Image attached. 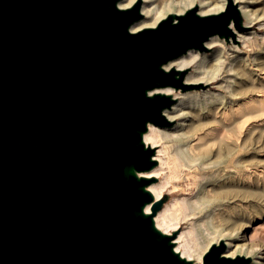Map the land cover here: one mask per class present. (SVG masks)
<instances>
[{"label":"water","instance_id":"water-1","mask_svg":"<svg viewBox=\"0 0 264 264\" xmlns=\"http://www.w3.org/2000/svg\"><path fill=\"white\" fill-rule=\"evenodd\" d=\"M119 1L0 0V264H197L155 225L165 197L140 175L157 165L143 135L172 124L161 89L192 87L164 65L247 27L227 0L133 33L139 5ZM222 252L202 264L248 261Z\"/></svg>","mask_w":264,"mask_h":264},{"label":"bare ground","instance_id":"bare-ground-1","mask_svg":"<svg viewBox=\"0 0 264 264\" xmlns=\"http://www.w3.org/2000/svg\"><path fill=\"white\" fill-rule=\"evenodd\" d=\"M230 1L245 17L247 26H253V22L261 16L264 17V15H260L263 11L259 14L251 8L253 4L251 0ZM226 2L227 0H120L117 6L123 9L135 4L139 5L142 17L130 25V31L134 33L144 28H154L160 20L172 14L174 15L173 21H176L177 16L182 15L188 8L192 7L197 9V14L200 16L220 13ZM243 34L237 33L236 36L242 41L247 40L245 37L248 36L244 37ZM204 46L206 48L217 46V48L209 53L210 55L205 56L199 55L198 50L189 49L185 54L175 57L164 65V68L174 67L176 70L181 71L194 64L195 70L184 78L183 83L185 85H204L214 78L213 75L222 71L225 73L223 76H231L233 74L231 71H234L232 66L234 65H232L233 62H228L226 56L236 51L228 52L223 41L216 35L208 37L204 42ZM209 61H213L214 66L213 69L207 70L205 65L211 64V62L207 63ZM244 63L246 62H243V65ZM247 69L249 68L247 67ZM161 90L172 95L173 98H180L169 109L163 111V115L168 122L172 123L176 119H178V122L174 126L173 123L170 126L163 127L153 124L148 125L143 140L155 149L154 159L157 161V165L150 170L143 171L140 175L159 180L147 186L153 194L154 200H159L167 190L166 186L170 183V179L172 177L175 179L177 172L180 174L181 171H178V169H185L187 171L185 177L189 183L196 184L197 190L191 200L182 198L179 201L183 209L182 219H193L200 216L197 219L198 221H193L196 227H191L189 230L175 235L176 237L173 240L174 251L180 253L187 260L202 264V256L206 251L212 245L219 246L222 244L223 252L221 256L223 258H241L248 260L246 264H264V234L258 236L253 234L250 241H246L244 235L245 230L252 224L253 220L245 216L246 211L241 206L243 203H248V206L253 207L255 203L252 202L255 189L251 191L252 188L250 189L249 186L240 188L238 186L239 181L236 180L238 174L235 170L236 166L243 167L245 162L239 163L228 150V146H230L228 142L216 135L221 131L228 133L231 129L230 118L223 114L228 110L226 104L230 101L218 99L220 100L219 103L217 102L219 104L218 109L213 111L218 113L223 110L224 112L219 113L223 115L219 116L216 113L214 115L208 111L204 116L194 117V120H191L189 124L188 114L185 110L186 106H184L185 96L171 87H165ZM219 106H221L220 109ZM170 140L176 141V145L173 151L170 150L169 152L165 143ZM248 176L250 178V175ZM243 179L240 178V180ZM259 192L256 195H259ZM258 202L260 203L259 200ZM150 206V204H147L146 211L150 210ZM175 206L174 204L171 206L167 204L154 216L153 220L156 227L163 233L171 234L179 227L180 217L178 213L176 214ZM257 206L259 204L255 207ZM216 219L221 221L223 225H215L214 220L216 221ZM200 220L202 222H199Z\"/></svg>","mask_w":264,"mask_h":264},{"label":"rangeland","instance_id":"rangeland-1","mask_svg":"<svg viewBox=\"0 0 264 264\" xmlns=\"http://www.w3.org/2000/svg\"><path fill=\"white\" fill-rule=\"evenodd\" d=\"M251 1H253L251 8L259 14L263 11V13H261L260 15H264V0ZM227 2L223 7L224 9H226L225 7L227 5ZM241 17L243 26L247 27L246 30L236 31L233 27V24L230 23V27L235 34V41L232 40L231 37H228L227 40L221 38L225 49H228V52L236 51L226 56L228 62H233L232 65L234 66H232V69L234 71H231V73L233 74L231 76H228V78L227 76H223L225 74L223 71L221 73L217 72L216 75H213L214 78L210 79L209 82L204 84L203 88H195L196 85L190 84L192 85V87L189 90L181 91L180 89H176L175 91L185 96L184 106H186L185 110L188 114L189 124L191 120H194V117L198 118L204 116L208 111L211 114L215 115L217 111L216 109H218L219 105L218 101H220L218 99H225V101H230L226 104L228 108L226 112H229L226 113L223 110L221 111L224 112H222L224 115L230 118V122L232 123L231 129L228 133L225 131H221L222 134H220L221 132H219L216 135L220 136L218 138H221L222 140L224 139L226 140V142H228V145H230L228 146V150H230V153L236 157L239 163L245 162V166H236L235 169L237 173L241 175L240 176L237 174L236 176L237 182L239 181L238 186L240 188H246L245 186H249L250 189L252 188L251 191L255 189L253 191L255 198L253 197L252 199V202H255L253 207L258 204L259 206L253 208L252 206H248V203H243L241 206L244 207L243 210L246 211L245 216L253 220L252 224H250V226L245 230L244 234L246 241H250L253 234L255 236L264 234V211H262L264 210V17L261 16L257 21L253 22V26H247V24L245 23V17L242 14ZM237 33H244V37L248 36L245 37V39L247 40H243V42L242 39H239L236 36ZM250 39H252L253 41H250ZM213 47L207 48L205 51L197 52L199 55L203 56L210 55L209 53H212L215 48H217V46ZM210 62L211 64L205 65V68L207 70L213 69L214 62L209 61L207 63ZM243 62L246 63H244L243 65ZM193 66L194 64H191L189 65V67L183 69L186 71L184 78L189 75L190 72H193L195 70ZM247 67L249 69H247ZM226 80H228L229 82ZM179 99V97L176 98L175 102H177ZM220 107L221 106H219V109ZM213 110L216 111L214 112ZM220 112L216 113V115H223L219 114ZM177 122L178 119L174 120V122H172V125L174 126L175 124H177ZM165 145L166 149L169 152L170 150L173 151L176 145V141H167ZM178 171H181L179 172L180 174H178L177 172L175 179L174 177H172L173 179L171 178L170 183H168L166 186L167 190L162 195V197L164 196L165 199L161 208L163 209L167 204H169L170 206L172 204H174V206L176 205V214L178 213L180 217L179 227L175 231L176 235L182 231L189 230L191 227H196L193 221L200 218L199 216L193 219H182L183 209L181 204H179V201L182 198L191 200L193 195L196 193L197 187L193 182L189 183V181L185 177V172H187L185 169L179 168ZM246 173L250 175V178ZM239 177L241 179H243L244 177V179L240 180ZM158 181L159 180L156 179V182ZM248 183L250 185H247ZM259 191L261 192V195L263 194L262 198ZM257 192H259V198V195H256ZM258 200L260 201V203L258 202ZM259 211L262 212L260 213ZM199 222H202V220H200ZM214 223L217 226L223 225V223L218 219H216V221L214 220Z\"/></svg>","mask_w":264,"mask_h":264}]
</instances>
